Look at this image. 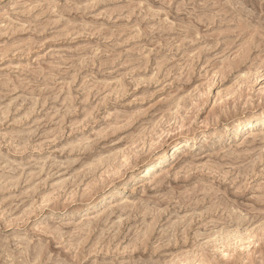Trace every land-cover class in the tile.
<instances>
[{"label": "rangeland", "instance_id": "374dc122", "mask_svg": "<svg viewBox=\"0 0 264 264\" xmlns=\"http://www.w3.org/2000/svg\"><path fill=\"white\" fill-rule=\"evenodd\" d=\"M263 111L264 0H0V264H264Z\"/></svg>", "mask_w": 264, "mask_h": 264}, {"label": "bare ground", "instance_id": "6f19581e", "mask_svg": "<svg viewBox=\"0 0 264 264\" xmlns=\"http://www.w3.org/2000/svg\"><path fill=\"white\" fill-rule=\"evenodd\" d=\"M258 111H260V109H258L257 107H253L251 108V114L257 113ZM264 113V111H263ZM177 153V152H176ZM162 156V155H161Z\"/></svg>", "mask_w": 264, "mask_h": 264}]
</instances>
